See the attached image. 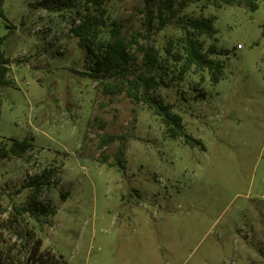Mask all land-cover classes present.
<instances>
[{
	"label": "rangeland",
	"instance_id": "1",
	"mask_svg": "<svg viewBox=\"0 0 264 264\" xmlns=\"http://www.w3.org/2000/svg\"><path fill=\"white\" fill-rule=\"evenodd\" d=\"M158 2L3 0L0 221L14 205L55 211L24 220L66 264H264V0L254 11L195 0L162 29L147 24ZM85 14L100 17L94 49L117 21L126 40L156 50L161 85L147 95L170 105L200 144L170 138L144 102L104 95L98 81L110 76L79 73L92 62L70 28ZM200 17L213 19L215 34L197 37L218 49L209 55L222 64L216 83L206 69L180 73L183 26ZM141 61L136 53L130 79ZM105 135L125 138L100 146ZM24 139L32 148L22 157L2 156ZM37 177L50 185L36 193L28 185ZM10 239L0 225V241Z\"/></svg>",
	"mask_w": 264,
	"mask_h": 264
},
{
	"label": "trees",
	"instance_id": "2",
	"mask_svg": "<svg viewBox=\"0 0 264 264\" xmlns=\"http://www.w3.org/2000/svg\"><path fill=\"white\" fill-rule=\"evenodd\" d=\"M94 7L102 5L104 0H86ZM195 0H159L156 13L149 11L147 14V24L149 26L152 19H156L158 29H162L169 21L177 17L189 3ZM219 1L226 5L243 6L250 11L258 8L259 0H209ZM2 3L0 0V16L2 14ZM100 22L97 14H85L79 24L72 26L70 32L78 39V44L86 50L85 58L92 64L88 71L79 72L82 75L89 76L94 80L110 76L113 82H103L100 79L98 83L102 85L104 95H115L125 93L135 101L144 102L152 107L155 114L158 115L166 128V133L170 138L183 137L187 144H200V141L188 137L182 127L179 115L170 112V105H163L156 98H149L147 93L157 89L161 82L155 76L154 67L157 61L156 50L149 45H139L137 40H126L121 35L122 25L113 21L109 28L110 39L105 45H100L99 50L94 49L93 43L96 36L95 28ZM186 33L180 39L183 49L184 60L180 68V73H186L191 68L198 70L206 69L210 80L213 83L219 81L221 76L222 64L209 57L217 53L215 44H210L207 50H204L203 42L197 36L215 34L213 19L210 17L192 18L186 21L183 26ZM13 28V26H12ZM264 37V28L261 31ZM173 47V40H169L166 46V53L169 54ZM136 53L142 54L140 68L142 72L130 79L128 76L134 74L137 68H130L136 59ZM175 60L180 59L179 54L173 55ZM9 59L0 53V88L8 85L6 75ZM141 94H138L139 92ZM125 136L105 135L101 137L100 146H106L116 140H123ZM32 148V143L24 139L15 140L8 150H2V156L22 157L26 151ZM124 150L121 148L115 156L117 165L123 162ZM48 175V174H46ZM35 185V192H39L44 185L49 186L47 178L37 177L30 182L28 186ZM2 213V212H1ZM55 211H49L46 206L36 207L34 210L25 206H13L7 218L0 221L3 231L11 236L9 241H0V264H66L61 256L50 249H43V239L37 234L34 227L30 226L25 220L24 215L33 216L37 221L41 217L54 214Z\"/></svg>",
	"mask_w": 264,
	"mask_h": 264
}]
</instances>
